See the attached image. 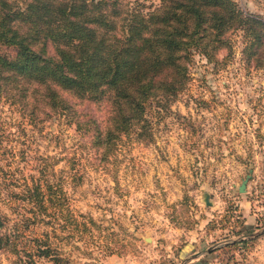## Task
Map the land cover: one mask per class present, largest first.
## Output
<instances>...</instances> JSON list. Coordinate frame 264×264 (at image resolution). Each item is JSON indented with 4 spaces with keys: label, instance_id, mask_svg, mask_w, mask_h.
<instances>
[{
    "label": "rangeland",
    "instance_id": "1",
    "mask_svg": "<svg viewBox=\"0 0 264 264\" xmlns=\"http://www.w3.org/2000/svg\"><path fill=\"white\" fill-rule=\"evenodd\" d=\"M235 1L264 18V0ZM231 44V57L216 66L194 56L183 91L148 109L150 138L122 135L104 159L85 152L64 115L29 122L0 98L13 173L27 175L39 156L56 160L47 178L61 181L65 222L72 221L53 225L61 238L50 241L68 264H187L195 250L199 261L211 252L206 264H264V68L241 58V33ZM0 264L27 263L0 250Z\"/></svg>",
    "mask_w": 264,
    "mask_h": 264
},
{
    "label": "trees",
    "instance_id": "2",
    "mask_svg": "<svg viewBox=\"0 0 264 264\" xmlns=\"http://www.w3.org/2000/svg\"><path fill=\"white\" fill-rule=\"evenodd\" d=\"M138 1L0 0V98L29 122L64 115L85 152L104 159L122 135L150 138L148 109L183 91L194 56L216 66L241 33V58L264 68V18L235 0ZM4 129L0 123V250L19 263L39 255L68 264L50 241L61 238L53 225L72 221L61 181L47 178L56 160L32 157L29 173L15 175Z\"/></svg>",
    "mask_w": 264,
    "mask_h": 264
},
{
    "label": "crops",
    "instance_id": "3",
    "mask_svg": "<svg viewBox=\"0 0 264 264\" xmlns=\"http://www.w3.org/2000/svg\"><path fill=\"white\" fill-rule=\"evenodd\" d=\"M195 251H197V250H195ZM195 251L191 252V254L189 255L190 256V259H189L190 261H187V264H206L205 260L212 256L211 252H209V254H208V250L207 251L205 250L206 251L205 253H207V255L205 256V258H203L202 261H199L198 259H200L202 257V253H198V251L197 252H195Z\"/></svg>",
    "mask_w": 264,
    "mask_h": 264
},
{
    "label": "water",
    "instance_id": "4",
    "mask_svg": "<svg viewBox=\"0 0 264 264\" xmlns=\"http://www.w3.org/2000/svg\"><path fill=\"white\" fill-rule=\"evenodd\" d=\"M249 177V174L246 175V177L240 182V184L237 186V190L239 192H243L245 190V182L247 181V178ZM203 202L207 205L210 204V201L208 200V194L204 193L203 194V198H202ZM145 239H147L145 237Z\"/></svg>",
    "mask_w": 264,
    "mask_h": 264
}]
</instances>
